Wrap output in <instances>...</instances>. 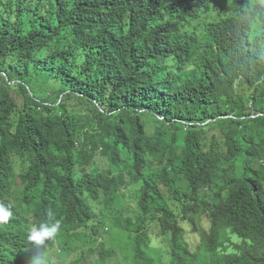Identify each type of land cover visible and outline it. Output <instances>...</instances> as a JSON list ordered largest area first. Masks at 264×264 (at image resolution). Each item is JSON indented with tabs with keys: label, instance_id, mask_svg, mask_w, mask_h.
<instances>
[{
	"label": "trees",
	"instance_id": "trees-1",
	"mask_svg": "<svg viewBox=\"0 0 264 264\" xmlns=\"http://www.w3.org/2000/svg\"><path fill=\"white\" fill-rule=\"evenodd\" d=\"M167 1L141 0L150 15L83 65L91 33L55 0L0 11V197L18 172L33 224L61 222L39 249L26 219L0 223V264L76 243L106 264L107 228L128 232V264H159L160 238L169 264H264V0ZM126 193L137 208L114 212Z\"/></svg>",
	"mask_w": 264,
	"mask_h": 264
},
{
	"label": "clouds",
	"instance_id": "clouds-1",
	"mask_svg": "<svg viewBox=\"0 0 264 264\" xmlns=\"http://www.w3.org/2000/svg\"><path fill=\"white\" fill-rule=\"evenodd\" d=\"M141 0H55L56 9L64 15H76L75 21L78 29H87L91 36L83 34L86 41L93 42L86 49L75 48L79 50L81 64L94 63L105 52L114 50V41L117 31L126 23L133 20L135 15H150L146 5H139ZM13 0H0V11L5 13L11 11L16 6L10 3ZM151 6L162 7L168 4L167 0H146ZM189 31L195 33L198 37L202 33V28L196 24L189 27ZM55 49V47H54ZM58 49V48H57ZM102 149L98 151V154ZM135 191L137 189L131 185ZM11 193H9L10 195ZM8 195V196H9ZM8 196L1 199L0 197V223L8 222L11 218H20L24 220L23 215L16 210V206L9 200ZM23 203L24 197L22 198ZM135 203L125 204L123 209L137 208ZM120 205L114 206V212H118ZM48 221L41 222L39 225L31 226L28 233V240L31 245L37 249L45 246V243L50 238H53L61 229V222L53 220L54 213L48 212ZM32 220L33 217L31 216ZM33 222V221H32ZM31 264H45L43 254L34 256Z\"/></svg>",
	"mask_w": 264,
	"mask_h": 264
},
{
	"label": "rangeland",
	"instance_id": "rangeland-1",
	"mask_svg": "<svg viewBox=\"0 0 264 264\" xmlns=\"http://www.w3.org/2000/svg\"><path fill=\"white\" fill-rule=\"evenodd\" d=\"M152 128V123L149 124V129ZM96 165L99 167L101 171H105L109 168V161L106 157L102 155H98L96 157ZM19 173H16L15 183H13L11 194L8 196L9 200L16 206V210L23 215L24 219H26L29 223V229L31 226H33V220L31 218V212L33 208V203H30L31 205L25 206L23 203V195H22V186L20 185V180L18 178ZM139 185L141 182H138ZM132 189V187H130ZM122 203H116L113 202V204L120 205L118 207V210L125 207V204L135 203L134 198L129 194H122ZM90 203H95L96 201L92 199H88ZM100 206V205H99ZM125 210V209H124ZM126 211V210H125ZM128 211V210H127ZM202 221H200V224ZM207 226V224H206ZM209 226V225H208ZM102 239L107 242L108 247L112 248L114 251L113 255L110 256L111 261L106 262V264H128L126 259V256L128 255V247L129 244L132 242L131 238H128V232L122 231L116 234H113L111 231V228H107L105 230L104 235L102 236ZM189 241L192 244H195L197 242H200V238L194 235L188 236ZM75 250L73 253L65 254L62 257L55 256H48L43 255L45 259V264H84L86 261H83L87 257H91L92 260H95L98 257L94 250L90 247H85L84 251L86 252V255L83 253H78L79 247L78 244H75ZM152 248L154 249V256L159 260V264H169L170 262V256L168 255L167 251L169 250V242L167 240H163V238L157 239L153 241ZM51 247L47 248V254H50ZM72 251V250H71ZM28 253V251L25 252V255ZM44 253V252H43ZM50 257V259H49ZM170 258V259H169ZM83 261V262H82ZM88 262V260H87Z\"/></svg>",
	"mask_w": 264,
	"mask_h": 264
}]
</instances>
